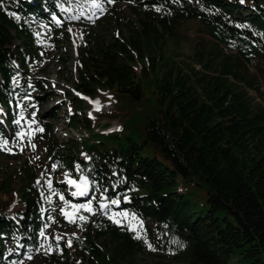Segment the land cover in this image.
Listing matches in <instances>:
<instances>
[{
    "label": "trees",
    "instance_id": "trees-1",
    "mask_svg": "<svg viewBox=\"0 0 264 264\" xmlns=\"http://www.w3.org/2000/svg\"><path fill=\"white\" fill-rule=\"evenodd\" d=\"M74 1L0 0V136L23 130L28 100L40 87L31 73L44 64L36 25L56 28L53 18L66 20ZM114 3H125L134 15L136 54L120 43L94 46L79 32L74 70L80 94L108 91L111 107L98 119L115 120L114 128L95 133L98 119H75L73 125L83 122L88 132L81 156L72 147H49L55 170L38 171L28 159L5 172L0 264L40 250V233L57 205L54 189L73 204L91 201L96 210L80 213L88 217L82 226L70 223L78 231L60 243L57 264H132L140 242L131 229L138 224L156 252L182 256L187 264H264V107L255 102L264 97V0ZM189 23L201 27L202 36L178 59L168 42ZM68 105L83 113L82 99L73 96ZM52 175L86 177L94 190L75 197L56 183L48 189ZM198 192L199 210L193 206Z\"/></svg>",
    "mask_w": 264,
    "mask_h": 264
},
{
    "label": "rangeland",
    "instance_id": "rangeland-1",
    "mask_svg": "<svg viewBox=\"0 0 264 264\" xmlns=\"http://www.w3.org/2000/svg\"><path fill=\"white\" fill-rule=\"evenodd\" d=\"M96 3L99 2L96 0H75L67 11L68 18L66 20L53 18V22L57 24L56 28L45 24L36 25L37 33L40 34L44 46V64L41 71L33 68L31 73L38 80L40 87L33 92L28 100L29 104L24 119L25 126L20 132L26 133L23 140L19 139L20 133L16 137H12L10 133L7 136H0V141L7 140L8 148L11 149V152L0 150V178L6 176L5 172L18 169L28 159L36 165L38 171L44 168L51 171L53 165L51 164L52 159L48 155L49 147H72L73 154L81 156L82 152L79 146L81 141L88 136V132L82 128L83 122H77L74 126L75 119L94 121L110 109L111 101L107 90L95 87L96 93L89 97L76 91L74 70L77 64L76 40L78 33L85 34L89 43L94 46L123 44L134 56L136 53L131 48L130 41L133 35L132 31L136 29V23L134 15L125 3H108L101 6L103 12L94 7ZM201 31L203 32L196 23H189L179 30L178 35L168 42V45L174 48L173 55L178 59H181L185 54L189 55L195 40L202 36ZM73 96L83 100V113L73 112L68 105V100ZM35 97H42V100L36 101ZM95 101L100 102L101 111H95L96 105L92 103ZM255 102L264 107V97L263 99L256 97ZM89 113L92 115L90 116ZM115 122L108 118L98 119L93 125V132L105 134L114 128ZM41 123L45 125H41ZM40 128L43 129V132L39 131ZM29 140L36 145L35 150L32 149ZM16 145H22L24 151L21 152ZM68 178L70 177H54L52 175L51 182L62 185L64 192L72 195L75 189L66 182ZM18 187L17 181L11 185L13 196H15ZM53 195L57 205L54 208L51 223L44 232V237L41 236L40 246L44 247H40L36 253L23 258L13 257L8 264H57V257L63 256L60 243H66V236L76 233L78 229L73 227L61 213L63 207L60 204L59 190L54 189ZM202 201L199 192L196 193L193 196L194 208L197 210L203 208ZM53 221L55 222L53 223ZM136 230L141 236V239H138L140 250L132 264H187L182 256L169 257L150 250L146 244V241L149 240L147 230L143 226L141 227V224H138ZM57 236L62 237L58 242ZM49 244L52 246L50 251L47 250ZM7 250L10 254L15 255V250L11 245L7 246ZM29 256L31 259L28 258Z\"/></svg>",
    "mask_w": 264,
    "mask_h": 264
},
{
    "label": "snow or ice",
    "instance_id": "snow-or-ice-1",
    "mask_svg": "<svg viewBox=\"0 0 264 264\" xmlns=\"http://www.w3.org/2000/svg\"><path fill=\"white\" fill-rule=\"evenodd\" d=\"M108 3H114V0H107ZM243 2V0H242ZM94 7L98 8L101 10V12H103V8L101 7V4L100 3H96L94 4ZM57 23H59V21H57ZM82 38V37H81ZM96 105L95 107V111H101V107H100V102L99 101H95V102H92ZM89 115L91 116L92 114L89 113ZM94 118V117H93ZM17 124H19L20 122L17 121L16 122ZM40 132H43V129L40 128L39 129ZM26 135V133H20L19 134V139L20 140H23L24 136ZM29 144H31V147L33 150H35V147L36 145L35 144H32L31 141L29 140ZM17 147H19V150L21 152L24 151V148L22 145H16ZM0 150H4V151H9L11 152V149L8 148V141L7 140H3V141H0ZM36 159H39V157H36ZM56 168V165H53V170H55ZM77 169L79 170V165H77ZM66 175H70V174H66ZM66 182L70 185L71 188L75 189L74 192H72V195L75 196V197H84V196H87L89 195V192L90 191H93L94 190V186L91 184V182L89 181L88 178L86 177H83L81 176L80 177V180H76V179H71V178H68L66 180ZM46 183H47V187L48 189H51L52 188V182H51V179H47L46 180ZM37 184H40V181L38 180L37 181ZM55 194V193H54ZM59 199L61 201L64 202V204L66 205L65 208H61V213L63 216H65L68 220L69 223H73V224H77L78 226H82L79 224V222H86L88 220V217L87 216H84V215H81L80 213L81 212H88L90 213L91 215H95L96 214V210L93 208V205L91 203V201L87 202V203H84V204H80V205H77V204H73L67 200H65V197L63 195H60L59 196ZM107 199V198H105ZM111 204H115V205H118L119 204V201L118 200H112L110 201ZM100 207L102 209H106L108 208V203H103L100 205ZM69 209H71V211H69ZM124 218H127V213H123L122 214ZM111 218V217H110ZM55 221H53L54 223ZM114 223H117V224H120V220L119 219H115L114 220ZM142 227V225H141ZM132 231L136 232V229L133 228L131 229ZM40 235L42 237H44V232H41ZM135 239H141V236L139 235V233L137 232V234L135 235L134 237ZM45 239H47V237H45ZM62 239V237H59L57 236L56 237V240L57 242ZM146 244H147V247L152 250V251H156V249L151 245V243H148L146 241ZM67 246L68 247H71L72 246V242L71 240H68L67 241ZM41 247H44L43 245H41ZM51 244L48 245V251L51 250ZM29 259H31V256L28 257Z\"/></svg>",
    "mask_w": 264,
    "mask_h": 264
}]
</instances>
